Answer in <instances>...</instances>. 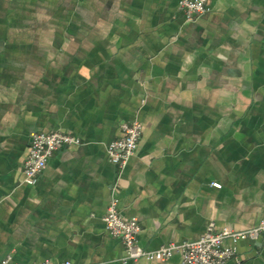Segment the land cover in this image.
<instances>
[{"label": "crops", "instance_id": "0c3cea01", "mask_svg": "<svg viewBox=\"0 0 264 264\" xmlns=\"http://www.w3.org/2000/svg\"><path fill=\"white\" fill-rule=\"evenodd\" d=\"M179 2L0 0V264H179L122 261L103 220L116 183L146 249L264 220V0H209L192 22ZM136 118L122 168L107 145ZM41 131L82 142L28 184ZM237 246L240 264H264V232Z\"/></svg>", "mask_w": 264, "mask_h": 264}, {"label": "built area", "instance_id": "2783aa9c", "mask_svg": "<svg viewBox=\"0 0 264 264\" xmlns=\"http://www.w3.org/2000/svg\"><path fill=\"white\" fill-rule=\"evenodd\" d=\"M179 9L187 21H196L209 10V0H180ZM122 136L112 140L107 145V153L110 161L120 167H124L135 154L139 140L142 136L143 125L139 119L124 121L121 124ZM79 137L62 131L34 132L28 155L23 166L24 182L35 184L40 173L47 167L50 158L61 148L67 145L80 144ZM215 187L222 185L214 182ZM118 183L113 187V196L108 204L103 220L108 231L119 237L125 246L122 261H136L139 259L167 260L174 252H181L182 258L179 264H228L235 260L237 264L242 262L237 243L241 239L255 240L264 232V220L256 226L245 230H233L224 228L218 230L214 221L210 222L206 233L195 241H185L159 249H146L138 243V234L141 224L137 218L123 216L117 198ZM231 241L232 244H229ZM1 264H74L70 260L53 262L50 259L33 262H12V257H7Z\"/></svg>", "mask_w": 264, "mask_h": 264}]
</instances>
